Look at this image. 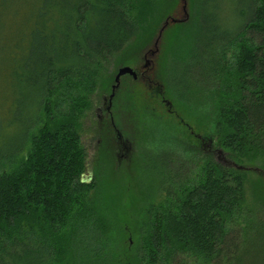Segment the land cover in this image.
Here are the masks:
<instances>
[{
	"label": "trees",
	"instance_id": "trees-1",
	"mask_svg": "<svg viewBox=\"0 0 264 264\" xmlns=\"http://www.w3.org/2000/svg\"><path fill=\"white\" fill-rule=\"evenodd\" d=\"M230 1L197 0L114 90L116 178L111 136L85 175L82 122L176 0H0V264H264V180L236 168L264 171V0L235 27Z\"/></svg>",
	"mask_w": 264,
	"mask_h": 264
},
{
	"label": "rangeland",
	"instance_id": "rangeland-1",
	"mask_svg": "<svg viewBox=\"0 0 264 264\" xmlns=\"http://www.w3.org/2000/svg\"><path fill=\"white\" fill-rule=\"evenodd\" d=\"M208 5L209 3L206 2L205 7H207ZM221 6L223 7V9H225V7H228L227 19L231 23V27H235L237 23L235 22V20L232 21V19L233 17L235 18L236 9L240 6V0L239 3L236 1H230L229 3L223 2ZM196 8L197 0H176V6L173 10L172 15H170L168 18L166 17V19L161 22L159 29H157V31L155 32L154 37L148 43L146 49L139 53L132 64L127 65V67L134 70L136 74L135 81L137 83L141 81H149L150 73L156 60V54L158 55V53H160L161 40L164 36L165 31L168 29V25L174 23L182 24L183 26H185L186 23L191 21L190 26H192V31L194 24H196V21H194L196 16ZM185 29L186 27L181 30V33H183L182 35H184ZM182 35H180L181 39L183 38ZM184 39L186 40L187 37ZM122 79L131 80L128 75L120 77L117 87L119 86ZM117 87L114 90H116ZM113 92L110 100L109 95L111 93V89L107 90L104 93L98 92L93 98L94 108L87 113L86 118L82 122L80 141L85 151L86 176L90 174V167L92 166L95 158H97V161L99 160V158H107L106 156L108 155L110 150L109 145H111L109 140L105 141L104 139L107 136H111L113 137V139H115L113 142V149L115 153L113 154L115 155L116 160L113 159V167L116 172V178L119 174H122L120 172H122L123 169H127L130 161V156H132V154L134 153V149L131 148V145L127 138H125L124 135L120 134L116 128L111 126V113L113 111V108L111 106L114 102L113 99L115 97ZM107 123L110 124V131H108ZM203 141L204 142L200 143L203 147V150L207 149L212 152L215 160H217L221 164H225L224 161L228 162L222 152L213 146L212 139H204ZM145 155L147 156V153ZM242 168L247 175L249 183L260 177L264 180V171L262 170V172L257 164H245L242 166ZM150 182L151 180H147V191L150 190ZM247 192H249L248 188Z\"/></svg>",
	"mask_w": 264,
	"mask_h": 264
},
{
	"label": "water",
	"instance_id": "water-1",
	"mask_svg": "<svg viewBox=\"0 0 264 264\" xmlns=\"http://www.w3.org/2000/svg\"><path fill=\"white\" fill-rule=\"evenodd\" d=\"M123 75H129L130 77H132V78H135V72H134V70L133 69H131V68H129V67H127V66H123V67H119V68H117V70H116V73H115V75H114V78H113V85L111 86V93H110V95H109V100H110V98L112 97V92H113V90L117 87V85H118V82H119V78L121 77V76H123ZM224 163L225 164H231V165H233L234 166V164H232V163H228V162H225L224 161ZM237 169H243L241 166H237L236 167Z\"/></svg>",
	"mask_w": 264,
	"mask_h": 264
},
{
	"label": "flooded vegetation",
	"instance_id": "flooded-vegetation-1",
	"mask_svg": "<svg viewBox=\"0 0 264 264\" xmlns=\"http://www.w3.org/2000/svg\"><path fill=\"white\" fill-rule=\"evenodd\" d=\"M135 79V78H134ZM197 138L200 140V136H197ZM200 141H202V142H204L203 140H200ZM208 142H209V140H208ZM202 145H204V144H202ZM206 146V145H205Z\"/></svg>",
	"mask_w": 264,
	"mask_h": 264
}]
</instances>
